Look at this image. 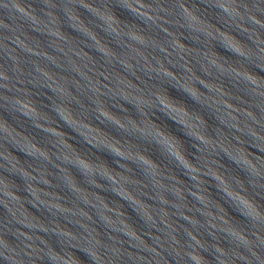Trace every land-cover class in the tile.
Masks as SVG:
<instances>
[{"label": "water", "instance_id": "water-1", "mask_svg": "<svg viewBox=\"0 0 264 264\" xmlns=\"http://www.w3.org/2000/svg\"><path fill=\"white\" fill-rule=\"evenodd\" d=\"M0 264H264V0H0Z\"/></svg>", "mask_w": 264, "mask_h": 264}]
</instances>
